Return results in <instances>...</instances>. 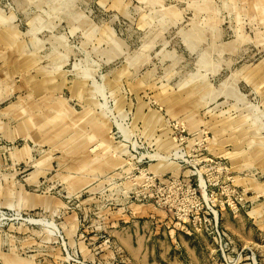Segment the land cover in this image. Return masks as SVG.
Wrapping results in <instances>:
<instances>
[{"label":"rangeland","instance_id":"rangeland-1","mask_svg":"<svg viewBox=\"0 0 264 264\" xmlns=\"http://www.w3.org/2000/svg\"><path fill=\"white\" fill-rule=\"evenodd\" d=\"M0 264H264V0H0Z\"/></svg>","mask_w":264,"mask_h":264}]
</instances>
